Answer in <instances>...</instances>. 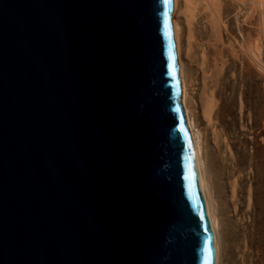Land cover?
I'll return each mask as SVG.
<instances>
[{
    "label": "water",
    "instance_id": "obj_1",
    "mask_svg": "<svg viewBox=\"0 0 264 264\" xmlns=\"http://www.w3.org/2000/svg\"><path fill=\"white\" fill-rule=\"evenodd\" d=\"M173 0H0V264H214Z\"/></svg>",
    "mask_w": 264,
    "mask_h": 264
},
{
    "label": "bare ground",
    "instance_id": "obj_2",
    "mask_svg": "<svg viewBox=\"0 0 264 264\" xmlns=\"http://www.w3.org/2000/svg\"><path fill=\"white\" fill-rule=\"evenodd\" d=\"M226 1L173 0L172 12L182 89L181 104L213 235L214 264L221 262L220 217L228 215L230 209L224 179L229 185L233 214L243 211L244 186L241 187L242 181L235 177L234 168L227 164L226 158L220 157V165L216 168L208 166L205 135L198 124V114L206 125L205 129H209L216 147L219 149L222 144L228 149L227 134L237 121L235 87L228 76L235 65L229 56L241 58L243 63L264 74L260 41L255 30L249 31L246 27H254L264 0H228L230 5ZM196 89L200 91L198 104L193 94ZM227 91L230 94L228 97L225 96ZM235 165L241 166L237 162Z\"/></svg>",
    "mask_w": 264,
    "mask_h": 264
},
{
    "label": "rangeland",
    "instance_id": "obj_3",
    "mask_svg": "<svg viewBox=\"0 0 264 264\" xmlns=\"http://www.w3.org/2000/svg\"><path fill=\"white\" fill-rule=\"evenodd\" d=\"M226 3L230 5L228 0ZM246 27L249 31L255 30L264 64V4L256 16L254 27ZM229 58L235 65L228 76L235 87L237 121L227 134L228 149L222 144L219 149L216 147L209 129H205L206 125L198 114V124L205 135L208 166L216 168L220 165L219 158H226L227 164L234 168L235 177L242 181L241 187L244 186L243 211L233 214L229 185L224 179L230 209L228 215L220 217V264H264V74L243 63L241 58L231 55ZM194 92V101L198 104L200 91L196 89ZM225 96H230L228 91ZM236 162L241 166L235 165Z\"/></svg>",
    "mask_w": 264,
    "mask_h": 264
}]
</instances>
